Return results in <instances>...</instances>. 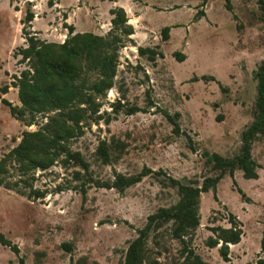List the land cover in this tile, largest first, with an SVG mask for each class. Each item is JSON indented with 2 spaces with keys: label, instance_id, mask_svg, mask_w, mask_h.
I'll use <instances>...</instances> for the list:
<instances>
[{
  "label": "rangeland",
  "instance_id": "obj_1",
  "mask_svg": "<svg viewBox=\"0 0 264 264\" xmlns=\"http://www.w3.org/2000/svg\"><path fill=\"white\" fill-rule=\"evenodd\" d=\"M61 3L72 5L67 11L47 4L51 10L39 9L48 12L41 13L45 39L27 25L26 29L44 41L61 44L70 27L65 19L73 9L77 32L107 36L111 6L121 4L133 34L120 36L113 86L95 99L97 112L80 105L85 108L81 134L70 139L68 146L81 154L87 170L58 159L47 170L19 177L14 165H9L6 182L12 189L0 187V232L18 247L19 254L0 244V264H19V257L23 264H122L128 244L147 217L179 200L169 177L198 186L204 178L214 177L217 170L205 165L203 153L237 155L241 132L255 118V70L264 62V20L257 0ZM25 6L24 0L12 4L0 0V88L8 86L7 93L0 92V159L19 143L24 131L38 130L57 112L33 116L19 111L18 89L13 84L27 69V61H20L19 54L27 46L21 24ZM165 26L170 28L167 41L161 39ZM139 48L152 51L142 55ZM176 53L183 54L182 61ZM89 78L97 75L89 74ZM1 99L14 106L20 118L11 115ZM131 109L137 111L130 113ZM165 114L176 120L178 133ZM103 148L108 152L107 163ZM251 154L258 164L257 179H245L236 169L233 178L226 174L218 182L217 200L212 191L200 194L199 226L184 239L210 264L264 260L260 249L264 132L254 140ZM144 166L152 173L140 182L123 189L113 184L116 175L132 176ZM30 187L44 195L28 197ZM230 213L242 236L239 243L229 245V260L223 261L218 247H207L206 239L213 236L210 227H230ZM170 229L171 222L149 233L146 264L182 261L183 244L172 238Z\"/></svg>",
  "mask_w": 264,
  "mask_h": 264
},
{
  "label": "trees",
  "instance_id": "obj_2",
  "mask_svg": "<svg viewBox=\"0 0 264 264\" xmlns=\"http://www.w3.org/2000/svg\"><path fill=\"white\" fill-rule=\"evenodd\" d=\"M20 0H10V4ZM26 1V0H24ZM229 0H226L228 3ZM53 5V0L47 1ZM261 16L264 20V0H257ZM30 2L25 7V16L21 20L22 34L26 47L21 48L19 54L22 62L27 61V69L22 70L15 78L13 86L17 87L18 100L21 103L19 111L28 112L35 116L39 113L57 111L48 121L36 131H24L19 143L0 159V187L12 189L6 182L9 165L14 168L19 177H30L31 173L49 169L58 159L65 162L79 164L87 170L88 164L83 161L79 152H73L68 146L70 139L81 134L80 123L85 119L83 113L86 105L91 113H96L98 104L95 99L105 95L113 86V79L117 67V50L121 43V35L133 34V28L128 24V19L123 8L116 7L110 10L111 30L107 36L96 35L91 32L74 33L73 28H68V35L63 43L47 42L35 36L30 28L34 13ZM15 10L18 8L15 6ZM169 27L161 31V39H169ZM148 48H139L142 55L151 52ZM154 55H156L154 53ZM154 59V56H151ZM183 60V54H175ZM89 74H96L97 78L91 80ZM257 81V96L255 101V118L241 132V146L237 155L226 158L216 152H204L205 165H210L217 170L214 177H206L200 186L195 183H182L169 177L170 183L176 188L179 200L170 207H161L147 217L145 225L137 231V236L128 244L122 264H146L148 249L147 238L150 232L158 231L164 224L171 222L170 235L179 240L182 246V261L179 264H210L189 247L185 241L191 231L199 226V199L201 193L213 192L215 200L218 182L229 174L233 178L236 169L242 172L245 179H257V162L253 159L251 148L256 137L264 132V62L255 70ZM8 86L0 88L1 93H7ZM9 107L11 115H17L16 109L9 102L1 99ZM137 111L131 109V112ZM173 125V130L178 133V124L169 114H165ZM175 117L178 114H174ZM18 118H20L18 116ZM22 119V118H21ZM31 120L26 122L27 126ZM192 150V146H190ZM103 162L109 160L106 148L102 149ZM152 173L150 168L144 166L135 175L124 177L116 175L114 185L123 189L140 182L145 176ZM23 179V178H22ZM22 181H26L23 179ZM233 184L235 181L233 179ZM16 185V184H15ZM97 186H100L98 183ZM238 191L239 188H237ZM44 192H39L30 187L28 197H42ZM230 227L212 226L209 230L213 236L206 239L209 248L218 247L219 256L223 261L229 260V245L240 242L241 228L233 214H229ZM157 243V242H156ZM0 244L7 246L15 254L19 249L0 232ZM66 245V244H65ZM68 249L69 246L66 245ZM260 249L264 253V228L260 239ZM19 264L23 258L19 257ZM156 263V262H155ZM264 264V260H258ZM148 264H150L148 262ZM158 264V263H157Z\"/></svg>",
  "mask_w": 264,
  "mask_h": 264
},
{
  "label": "crops",
  "instance_id": "obj_3",
  "mask_svg": "<svg viewBox=\"0 0 264 264\" xmlns=\"http://www.w3.org/2000/svg\"><path fill=\"white\" fill-rule=\"evenodd\" d=\"M48 0H27V4L28 2H30V6H31V10L32 12L34 13V17H33V20L30 22V29L32 31H38V35L40 37H42L43 39H45L47 37V32L45 31V28L43 27L44 24L41 22V19H43V17L41 16L43 13H48L47 11L48 10H51V8H48L47 3ZM77 1V0H75ZM36 2V3H34ZM34 3V4H33ZM53 5H55L56 8L58 9H62L63 11L66 10L67 11V8H70L71 5L69 4H62L61 3V0H54L53 1ZM47 4V5H46ZM52 5V6H53ZM121 6V8L123 7L121 4H119ZM50 6V5H48ZM120 6H117V7H120ZM26 7V6H25ZM51 7V6H50ZM113 7V8H112ZM43 8H45L47 11L46 12H39L41 9V11H43ZM112 9L116 8L115 6H111ZM111 10V9H110ZM125 11V10H124ZM74 13V10L72 9V12H68L67 14V17L65 19V23H67L69 26H71L74 30V33H77L78 31V27H77V24L75 19L73 18L72 14ZM127 13V12H126ZM47 15V14H46ZM128 15V14H127ZM45 19V18H44ZM131 23V22H129ZM37 24V25H36ZM131 25V24H130ZM79 33H83V32H79ZM63 35V34H62ZM67 37V36H66Z\"/></svg>",
  "mask_w": 264,
  "mask_h": 264
},
{
  "label": "water",
  "instance_id": "obj_4",
  "mask_svg": "<svg viewBox=\"0 0 264 264\" xmlns=\"http://www.w3.org/2000/svg\"><path fill=\"white\" fill-rule=\"evenodd\" d=\"M24 3L26 4V3H27V0H26V1H24Z\"/></svg>",
  "mask_w": 264,
  "mask_h": 264
}]
</instances>
